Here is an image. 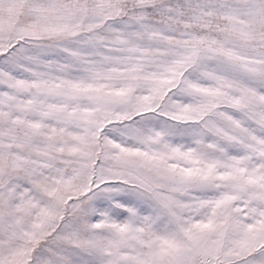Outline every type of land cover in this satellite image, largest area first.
<instances>
[{
  "label": "snow or ice",
  "instance_id": "snow-or-ice-1",
  "mask_svg": "<svg viewBox=\"0 0 264 264\" xmlns=\"http://www.w3.org/2000/svg\"><path fill=\"white\" fill-rule=\"evenodd\" d=\"M0 264H264V0H0Z\"/></svg>",
  "mask_w": 264,
  "mask_h": 264
}]
</instances>
